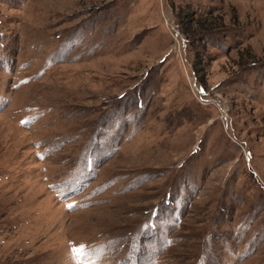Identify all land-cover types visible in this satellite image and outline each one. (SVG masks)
<instances>
[{
    "label": "rangeland",
    "instance_id": "obj_1",
    "mask_svg": "<svg viewBox=\"0 0 264 264\" xmlns=\"http://www.w3.org/2000/svg\"><path fill=\"white\" fill-rule=\"evenodd\" d=\"M0 264H264V0H0Z\"/></svg>",
    "mask_w": 264,
    "mask_h": 264
}]
</instances>
